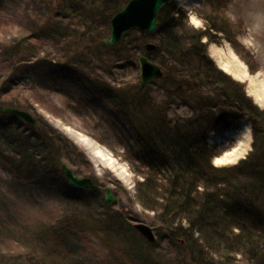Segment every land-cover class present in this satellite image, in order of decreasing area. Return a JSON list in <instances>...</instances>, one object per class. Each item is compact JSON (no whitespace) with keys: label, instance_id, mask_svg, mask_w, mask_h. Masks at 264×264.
Returning <instances> with one entry per match:
<instances>
[{"label":"trees","instance_id":"obj_1","mask_svg":"<svg viewBox=\"0 0 264 264\" xmlns=\"http://www.w3.org/2000/svg\"><path fill=\"white\" fill-rule=\"evenodd\" d=\"M8 1L0 0V13ZM19 1L32 8L27 22H17V35L0 43V106L34 112L42 103L38 93L51 94L60 83L69 82L87 84L91 95L102 96L110 116L129 132V162L139 176L135 198L153 214L143 222L153 227L157 238L153 244L146 240L127 243L122 227L137 232L130 219L124 217L119 223L118 216L106 214L105 220H92V224L75 220L70 226L44 227L50 232L27 228L17 240V262L6 260L43 264L42 258H54L53 264H76L74 257L63 252L74 234L84 236L87 231L110 239L115 247L112 253L121 249L112 264L123 260L126 264H166L164 256L153 255L161 253L164 242L180 259L186 256L181 263L235 264L240 255L247 264H264V109L247 95L242 82L217 67L208 46L225 40L250 74L258 69L231 25L219 20L220 0L205 1L203 8L209 14L199 11L203 29L190 26L187 13L170 2L160 11L154 32H129L112 47L102 39L109 35L113 15L130 0ZM6 24L13 22L6 19ZM149 41L155 42L152 51L145 50ZM141 54L159 66L162 78L142 91L139 83L113 87L107 81L115 70L132 68L131 59ZM153 84H158L163 98L148 94ZM80 103L72 97L64 101L67 109ZM174 104L190 114L172 118ZM241 121L251 125V151L235 165L215 166L213 160L222 151L210 148L207 137L218 127ZM38 122L36 128L0 114V165L11 178L20 184L45 182L63 177L64 165L77 176L90 174L79 150L60 132ZM93 183L92 190L75 189L73 201L78 206L85 207V194L98 191V182ZM113 236L119 243L112 241Z\"/></svg>","mask_w":264,"mask_h":264},{"label":"rangeland","instance_id":"obj_2","mask_svg":"<svg viewBox=\"0 0 264 264\" xmlns=\"http://www.w3.org/2000/svg\"><path fill=\"white\" fill-rule=\"evenodd\" d=\"M205 1L174 0L173 2L187 13L190 26L203 29L205 23L198 17V13L200 11L203 15L209 14V9L203 8ZM220 2L222 8L218 13L219 20L231 25V30L236 34L237 40L253 56L252 59L258 70L255 74H250L246 64L225 40H221L219 44L211 43L208 46V54L219 67L229 66V68L226 67V70H230L235 76H242L240 82L245 85L247 95L257 106L264 109V95H262L264 91V0H220ZM4 7L0 13V43L2 44L17 35L20 27L17 22H27V14L32 8L30 5L25 7L19 0H9ZM6 19L11 20L13 25L7 26ZM148 43L155 45L154 41ZM131 60L132 68L124 71L123 69L115 70L113 77L107 80L113 87L126 82L139 83L137 60ZM120 64L116 63L118 66ZM86 85L72 84L71 82L60 83L51 94L38 93L42 103L35 106L34 112L29 113L48 124L53 130L60 132L73 147L79 150L87 162L86 168L90 172L88 175L83 174L82 177H89L98 182L99 189L96 193L85 194V196L88 195V201H86L85 207H80L73 201L77 196V191L66 182L64 177L47 178L45 182L32 181L20 184L14 181L8 171L0 165V228L4 232L0 236V264H13L6 260L10 258H13L11 261L17 262L16 256L19 255L17 240L21 238L20 232L27 228L50 232L51 230L44 227L63 224L70 226L76 222L75 220H81L80 222L91 220L90 224H92V220H105L106 214L110 217L118 216L119 218L116 220H119V223H122L120 220L127 217L133 225L135 223L145 224L153 230L157 238L153 227L143 222V220L153 217V214L143 210L135 198L134 187L139 176L133 172L129 162L130 157L126 148V144H130L129 132L119 119L110 116L109 106H105L107 104L102 96L93 93L91 95L90 88ZM147 92L157 100L163 98L158 84L151 85ZM70 97L80 100L81 103L72 109H67L64 101ZM188 114L190 113L184 106L176 104L171 106L170 116L172 118ZM21 127L24 125L21 124ZM246 127L250 128V139H247L243 134ZM88 140L107 154V157L111 159L110 165L105 164L90 152ZM208 142L210 146H215L217 151H222L221 158L225 156V153L230 152L238 142H243L244 147L239 150V153H242L239 158L223 163H214L215 159L213 160V164L218 167L235 165L241 159L246 158L251 151V125L246 121H241L229 128L218 127L211 132ZM105 188H110L114 196L112 206L106 205ZM104 205L108 208H105ZM124 228L123 226V237L127 243L128 241L146 240L138 232L127 231ZM106 239L107 237L102 233L97 236L87 231L84 236L74 234L63 254L74 257L76 264H112L114 259L121 255V249L114 250L112 253L113 243L110 239H107V242ZM10 240H15V243ZM112 241L116 243L119 239L113 236ZM162 244L161 253L158 251L153 255L164 256L166 264H193L189 261L181 263L186 259V256L184 259H180L172 253L170 245L166 242ZM28 251L30 250L28 249ZM27 254L30 260L34 258L30 252ZM42 259L43 264H53L51 260L54 258ZM124 262L129 263L123 260L122 264H126ZM235 264L247 263L239 255L236 257Z\"/></svg>","mask_w":264,"mask_h":264},{"label":"water","instance_id":"obj_3","mask_svg":"<svg viewBox=\"0 0 264 264\" xmlns=\"http://www.w3.org/2000/svg\"><path fill=\"white\" fill-rule=\"evenodd\" d=\"M172 0H130L110 20L109 36L102 39V43L112 47L120 42L123 36L131 31L154 32L158 28L160 11ZM146 51L155 49L153 44H145ZM140 90L146 88L151 82L162 78L163 72L155 63L145 55L138 58ZM0 114L11 115L20 118L25 123L38 127L37 119L27 111L13 107L0 106ZM66 181L77 190L94 188V183L89 177L75 175L67 166L61 168ZM105 201L108 206L114 204V196L110 188L104 189ZM136 231L147 240L149 244L156 241L153 230L142 223H135Z\"/></svg>","mask_w":264,"mask_h":264},{"label":"bare ground","instance_id":"obj_4","mask_svg":"<svg viewBox=\"0 0 264 264\" xmlns=\"http://www.w3.org/2000/svg\"><path fill=\"white\" fill-rule=\"evenodd\" d=\"M227 68H229V66H226ZM225 67V69H226ZM228 72L232 73L230 70H228ZM233 74V73H232ZM235 76V74H233ZM235 78H239L242 79V76H235ZM261 93V92H259ZM262 95H264V91L262 92ZM243 134L246 136L247 139H250V128L246 127L243 130ZM88 146L90 147V152L93 153L95 156L99 157L105 164L110 165L111 159L107 157V154L103 151V150H99L95 144L88 140ZM244 147V143L243 142H238V144L232 148V150L230 152L225 153V156L223 158H215L214 163H223L225 161H232L234 159H237L240 157V155H242V153H239V150ZM87 150V148H85ZM87 153L90 154L87 150ZM91 156V155H90Z\"/></svg>","mask_w":264,"mask_h":264},{"label":"crops","instance_id":"obj_5","mask_svg":"<svg viewBox=\"0 0 264 264\" xmlns=\"http://www.w3.org/2000/svg\"><path fill=\"white\" fill-rule=\"evenodd\" d=\"M220 68H222L224 71H226L228 74H230L229 72H228V70H226L225 68H223V67H220ZM233 74H231V76H232ZM234 79H236V80H238V81H240V79L238 78H235V76L233 75L232 76Z\"/></svg>","mask_w":264,"mask_h":264}]
</instances>
